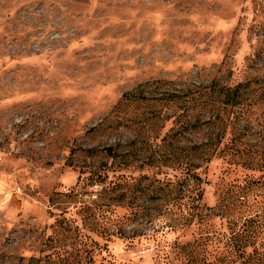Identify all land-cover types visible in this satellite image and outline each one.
<instances>
[{"label": "rangeland", "instance_id": "rangeland-1", "mask_svg": "<svg viewBox=\"0 0 264 264\" xmlns=\"http://www.w3.org/2000/svg\"><path fill=\"white\" fill-rule=\"evenodd\" d=\"M263 74L264 0H0V264H56L78 241L104 248L97 264L186 262L169 244L190 231L160 230L164 194L132 178L180 174L174 157L208 128L197 86ZM260 87L249 92L254 134H264ZM107 147L130 154L125 202L142 210L104 232V217L90 216L106 190L82 178L120 162ZM225 168L209 164L207 205ZM237 169L226 177L249 173ZM114 203L115 218L130 216Z\"/></svg>", "mask_w": 264, "mask_h": 264}, {"label": "trees", "instance_id": "trees-1", "mask_svg": "<svg viewBox=\"0 0 264 264\" xmlns=\"http://www.w3.org/2000/svg\"><path fill=\"white\" fill-rule=\"evenodd\" d=\"M257 82L261 83L258 90L264 92V74L235 84L215 79L208 85L197 86L202 113H210L200 127L208 128L200 141H189L182 155L174 157L182 160L177 167L180 174L170 181H163L156 175L151 178L147 174L132 178L137 188H142L148 180L147 185L155 193L164 194V201L157 204L160 230L164 226L167 231H190V238L184 234L169 244V252L174 258L186 260L183 264H264V134H254L253 125L261 116L250 113L257 102L251 101L249 96L253 90L251 84ZM185 125L190 128L193 122L188 120ZM229 128L231 133L236 130L238 133L227 134ZM106 151L113 162L118 159L120 162L89 167L85 169L87 175L80 177L83 188L102 185L109 194L104 193L99 204L94 202L95 212L90 216L97 221L104 217V232L109 223H123L142 210L139 204L132 202V196L125 202L130 189L123 185L130 184L127 181L131 180L121 171L133 164L130 154H120L114 147H107ZM214 158L225 162L223 173L226 175L217 183L216 203L207 205L204 201L205 185L209 183L206 172ZM239 167L249 173L242 179L227 178ZM80 193L85 192L72 191L70 195ZM114 202L130 209V213L124 215L130 216L115 218ZM76 235L84 238L79 232ZM119 237L123 239L124 235ZM103 250L99 247L96 251L78 241L71 250L64 252V256H58L56 264H84L85 257H89L85 264H97L96 257Z\"/></svg>", "mask_w": 264, "mask_h": 264}]
</instances>
